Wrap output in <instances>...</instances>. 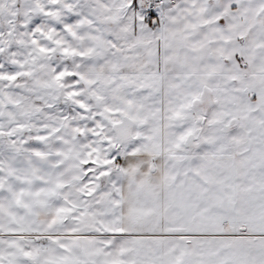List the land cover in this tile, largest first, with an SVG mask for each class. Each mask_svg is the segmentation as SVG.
I'll list each match as a JSON object with an SVG mask.
<instances>
[{
	"label": "snow or ice",
	"instance_id": "6c2138e0",
	"mask_svg": "<svg viewBox=\"0 0 264 264\" xmlns=\"http://www.w3.org/2000/svg\"><path fill=\"white\" fill-rule=\"evenodd\" d=\"M0 264H264V0H0Z\"/></svg>",
	"mask_w": 264,
	"mask_h": 264
}]
</instances>
